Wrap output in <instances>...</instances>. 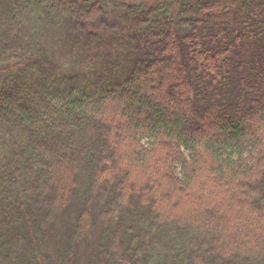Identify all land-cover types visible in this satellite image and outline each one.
<instances>
[{
    "label": "trees",
    "instance_id": "trees-1",
    "mask_svg": "<svg viewBox=\"0 0 264 264\" xmlns=\"http://www.w3.org/2000/svg\"><path fill=\"white\" fill-rule=\"evenodd\" d=\"M121 13L127 63L59 81L105 6L0 0V264H264V0Z\"/></svg>",
    "mask_w": 264,
    "mask_h": 264
},
{
    "label": "rangeland",
    "instance_id": "rangeland-1",
    "mask_svg": "<svg viewBox=\"0 0 264 264\" xmlns=\"http://www.w3.org/2000/svg\"><path fill=\"white\" fill-rule=\"evenodd\" d=\"M126 0H100L106 8V18L108 28L105 30L97 29L99 36L98 43H93L89 46L83 44H74L72 46L65 40H53L52 43L58 47V56L53 59L54 70L62 81L64 75H75L77 79L88 81L91 76L97 78V75L102 71V67L109 63H120L123 59L127 63L131 54H128L126 41L125 22L122 18L121 7ZM50 34V32H49ZM50 38L47 35L46 40ZM72 49V50H71ZM56 66V67H55ZM73 80V79H67Z\"/></svg>",
    "mask_w": 264,
    "mask_h": 264
}]
</instances>
